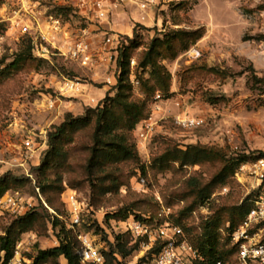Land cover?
<instances>
[{
  "label": "rangeland",
  "instance_id": "obj_1",
  "mask_svg": "<svg viewBox=\"0 0 264 264\" xmlns=\"http://www.w3.org/2000/svg\"><path fill=\"white\" fill-rule=\"evenodd\" d=\"M149 1L148 7L142 9L130 0H111L109 17L98 20L82 14L75 6L76 0H0V175L12 171L19 180L10 190L23 193L32 203L30 211L37 210L42 215L39 227L20 238V252L31 263L39 249L59 244L60 226L51 224L56 213L63 216L66 228L72 229L68 226L69 196L74 193L82 203L84 222L73 233L90 232L102 251L109 249L107 239L127 231L125 221L133 216L144 218L151 227L179 225L190 240L201 230V223L219 208L239 206L247 200L251 203L256 194L250 169L239 171V167L209 198L197 202L192 211H184L196 199L194 182L202 186L209 183L224 161L220 158L184 166L173 162L162 169L154 158L166 141L183 149L190 144L215 147L227 159L247 155V162L264 155V0ZM50 16L61 21L62 32L54 35ZM26 22L31 25L30 33L22 30ZM137 24L145 28H138L134 46L127 40L134 37ZM198 27L204 28V35L189 50L176 58H159L170 73L169 93L155 90L147 94L142 83L151 79V68L140 63L152 39L172 29ZM37 28L56 40L57 45L32 38ZM84 31L90 39L100 40L97 44L93 41L97 54L89 66L63 54L71 40ZM106 35L114 36L115 44L104 53L101 46ZM30 38L32 57L7 70ZM121 42L132 44L133 95L149 99L150 116L131 133L139 160L116 164L113 172L124 185L118 191L101 194L85 170L89 156L85 147L91 142V131L83 130L71 145L62 171L64 191L44 193L39 187L42 175L37 167L48 149L49 131L60 125L68 112L82 115L96 107L109 91L115 95ZM42 44L47 45L48 52H43ZM101 90L107 92L102 94ZM160 93L163 96L158 99ZM190 116L203 118L204 124L186 128L177 123V117ZM146 121H150L151 129L147 137L141 138L139 129ZM29 133L34 134L35 142L31 150L23 145ZM48 178L56 177L49 173ZM104 181L105 173L98 172L94 183ZM48 196L53 198L51 205ZM124 212H130V216L121 218ZM17 217L10 212L0 214V234ZM179 219L188 232L177 224ZM229 225L230 222L223 225V235H227ZM260 234L264 237V226ZM130 237L133 238L131 234ZM153 246L140 244L132 254L121 257L123 264L151 259ZM61 264L67 262L63 259Z\"/></svg>",
  "mask_w": 264,
  "mask_h": 264
},
{
  "label": "trees",
  "instance_id": "obj_2",
  "mask_svg": "<svg viewBox=\"0 0 264 264\" xmlns=\"http://www.w3.org/2000/svg\"><path fill=\"white\" fill-rule=\"evenodd\" d=\"M138 28H145L137 24L134 28V37L131 41L134 46L138 40ZM204 35V28L195 29H172L161 37L156 35L141 60L142 67L151 68V79L142 83L147 94L160 90L164 95L169 93L170 73L159 63L160 57L176 58L180 53L190 49ZM132 44L121 42L118 52V81L115 86L117 92L111 96V91L96 106L90 107L82 115L75 116L68 112L64 121L54 127L48 133V149L41 160L37 170L40 172L39 187L46 193L55 190L58 193L64 191L62 171L71 154V145L76 141L79 132L89 129L91 131V142L86 145L89 156L85 163V170L94 188L101 194L118 191L124 182L116 176L113 168L116 164L127 161H138L139 155L135 144L131 140V133L137 125L148 119L150 107L148 98H135L133 87L130 81V48ZM32 39H28L25 49H22L16 59L6 67L7 70L19 66L26 59L32 57ZM160 96L163 95L160 93ZM264 155L254 157L257 159ZM222 158L224 166L213 176L209 183L200 185L194 182L193 190L196 199L184 211H192L197 202H202L209 198L219 185L225 184L228 179L235 175L241 164L248 161L247 155H240L226 158L220 149L202 144H190L185 149L179 147L171 141H166L165 146L154 158V163L162 169L167 168L173 162L184 165H200L204 162ZM105 173V181L101 184L94 183L97 173ZM49 173L55 179L48 178ZM47 178V179H43ZM41 179L43 181H41ZM19 178L12 172L7 171L0 175V198L4 196ZM108 181V182H107ZM47 202L51 205L53 198L47 197ZM251 208V203L245 201L235 207H221L208 220L201 223V230L188 240L197 256L193 259V264H238L233 260L236 257L238 246L232 243L231 233L236 230L245 220ZM184 214V212H182ZM130 212L121 214V218H127ZM138 216V215H135ZM134 217V216H133ZM140 218V216H138ZM142 218V217H141ZM144 220V218H142ZM42 222V215L37 210H31L15 218L5 232L0 234V251H5L6 259L14 255L15 245L21 236L39 227ZM177 224L183 226L185 231H189L185 224L179 219ZM226 222H230L226 228L227 235L222 234V227ZM51 224L57 228L59 244L48 249H39L34 256L33 264H61L65 260L67 264H81L79 249L81 243L77 238V233L73 229H67L65 220L60 214L52 217ZM130 232L118 234L113 240H108V251H102L106 264H123L121 257H127L139 248L141 242L130 237ZM163 242L159 241L150 249L151 259L158 254ZM147 260L143 258L142 261Z\"/></svg>",
  "mask_w": 264,
  "mask_h": 264
},
{
  "label": "built area",
  "instance_id": "obj_3",
  "mask_svg": "<svg viewBox=\"0 0 264 264\" xmlns=\"http://www.w3.org/2000/svg\"><path fill=\"white\" fill-rule=\"evenodd\" d=\"M117 1L122 3L129 0ZM130 1L142 9H146L150 3L149 0ZM75 6L85 16L98 20L107 19L111 12V0H76ZM50 19L49 25L55 31H53L54 35L58 31L62 32L64 25H62L61 21L53 16H50ZM22 30L30 33V23L26 22ZM32 38H40L47 45H57L56 40L49 39L47 34L38 28ZM33 42L35 43V41ZM111 44H115V37L106 35L101 46L104 53ZM47 45H41L43 52L49 51ZM57 48L62 52L61 48ZM96 50L93 40L88 37L87 31H84L82 35L71 40L67 53L63 52V54H68V56L79 61L83 66H89L96 58ZM160 97V94H158L157 98L159 99ZM144 123L139 129L141 138L147 137L151 129L150 121ZM177 123L186 128H197L204 124V119L195 116L177 117ZM23 145L28 150L33 149L35 146L34 134H27L23 140ZM246 169H250V175L255 182L256 194L251 201V208L245 220L231 233V240L233 244L238 246L236 255L238 264H264V237L260 234L264 226V156L257 158L253 162L241 164L239 171ZM142 181L145 182V179L143 178ZM69 203L71 206V222L68 226L75 229L76 226H81L84 222V209L75 193L69 196ZM31 206V201L18 190H9L0 198V214L10 212L21 216L30 211ZM125 224L127 231L130 232L134 239L140 240L141 244L154 245L159 241L163 242L160 251L152 259L131 264H193V259L197 256V250L185 238L183 229L179 225L166 223L158 227H151L146 221L136 217L127 219ZM77 238L81 243L78 251L81 264H106L105 256L101 252V248L98 246L93 234L87 231H79ZM22 244L23 242L20 239L15 245L14 255L9 259H6L5 251H0V264H33L29 258L21 254L20 248Z\"/></svg>",
  "mask_w": 264,
  "mask_h": 264
},
{
  "label": "crops",
  "instance_id": "obj_4",
  "mask_svg": "<svg viewBox=\"0 0 264 264\" xmlns=\"http://www.w3.org/2000/svg\"><path fill=\"white\" fill-rule=\"evenodd\" d=\"M92 40H93L96 44H97V42L99 43V41H100V40H98V39H97V41H95V39H92ZM94 46H95V45H94ZM95 48H96V46H95ZM96 49H97V48H96ZM104 92H107V91L101 90V93H102V94H103Z\"/></svg>",
  "mask_w": 264,
  "mask_h": 264
}]
</instances>
